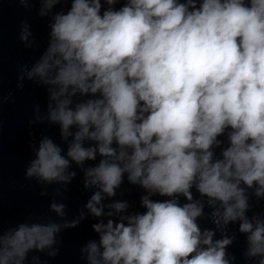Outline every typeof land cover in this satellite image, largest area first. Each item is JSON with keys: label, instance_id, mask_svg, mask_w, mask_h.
<instances>
[{"label": "clouds", "instance_id": "9594fccd", "mask_svg": "<svg viewBox=\"0 0 264 264\" xmlns=\"http://www.w3.org/2000/svg\"><path fill=\"white\" fill-rule=\"evenodd\" d=\"M17 2L49 20L47 47L18 77L47 92L29 124L58 126L64 145L30 141L25 177L62 196L78 169L91 195L72 220L56 199L58 220H0V264L56 257L59 234L89 216L87 264H234L238 234L245 260L264 264V212L251 203L264 200V0ZM125 179L138 209L112 199Z\"/></svg>", "mask_w": 264, "mask_h": 264}]
</instances>
